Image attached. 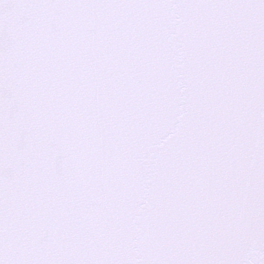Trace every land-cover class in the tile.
<instances>
[{
	"label": "snow or ice",
	"instance_id": "obj_1",
	"mask_svg": "<svg viewBox=\"0 0 264 264\" xmlns=\"http://www.w3.org/2000/svg\"><path fill=\"white\" fill-rule=\"evenodd\" d=\"M0 264H264V0H0Z\"/></svg>",
	"mask_w": 264,
	"mask_h": 264
}]
</instances>
